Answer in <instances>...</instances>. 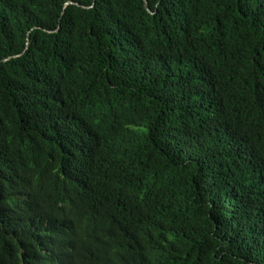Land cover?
<instances>
[{
    "label": "trees",
    "instance_id": "trees-1",
    "mask_svg": "<svg viewBox=\"0 0 264 264\" xmlns=\"http://www.w3.org/2000/svg\"><path fill=\"white\" fill-rule=\"evenodd\" d=\"M0 264H264V0H0Z\"/></svg>",
    "mask_w": 264,
    "mask_h": 264
},
{
    "label": "water",
    "instance_id": "water-1",
    "mask_svg": "<svg viewBox=\"0 0 264 264\" xmlns=\"http://www.w3.org/2000/svg\"><path fill=\"white\" fill-rule=\"evenodd\" d=\"M145 2L147 3V0H145ZM147 10H148V12H149L151 15H153V13L151 12V10L149 9L148 6H147Z\"/></svg>",
    "mask_w": 264,
    "mask_h": 264
}]
</instances>
